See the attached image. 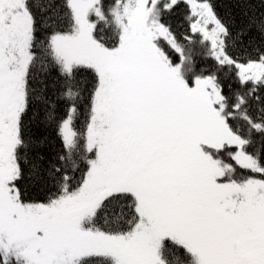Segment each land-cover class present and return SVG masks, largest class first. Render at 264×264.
Instances as JSON below:
<instances>
[{
	"label": "snow or ice",
	"instance_id": "6c2138e0",
	"mask_svg": "<svg viewBox=\"0 0 264 264\" xmlns=\"http://www.w3.org/2000/svg\"><path fill=\"white\" fill-rule=\"evenodd\" d=\"M0 264H264V0H0Z\"/></svg>",
	"mask_w": 264,
	"mask_h": 264
}]
</instances>
